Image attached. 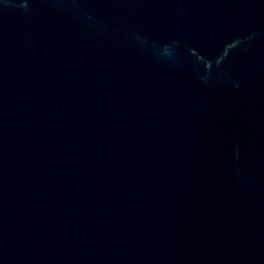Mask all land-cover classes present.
I'll return each mask as SVG.
<instances>
[{
	"label": "water",
	"instance_id": "1",
	"mask_svg": "<svg viewBox=\"0 0 264 264\" xmlns=\"http://www.w3.org/2000/svg\"><path fill=\"white\" fill-rule=\"evenodd\" d=\"M0 264H264V0H0Z\"/></svg>",
	"mask_w": 264,
	"mask_h": 264
}]
</instances>
